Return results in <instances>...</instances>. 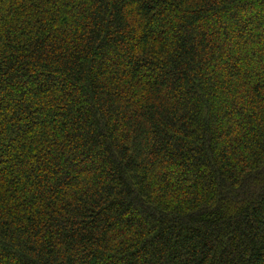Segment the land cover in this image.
I'll list each match as a JSON object with an SVG mask.
<instances>
[{
    "label": "trees",
    "instance_id": "obj_1",
    "mask_svg": "<svg viewBox=\"0 0 264 264\" xmlns=\"http://www.w3.org/2000/svg\"><path fill=\"white\" fill-rule=\"evenodd\" d=\"M0 264H264V0H0Z\"/></svg>",
    "mask_w": 264,
    "mask_h": 264
}]
</instances>
